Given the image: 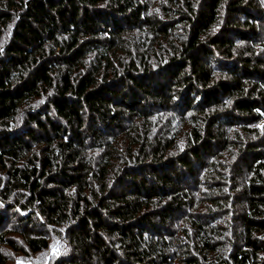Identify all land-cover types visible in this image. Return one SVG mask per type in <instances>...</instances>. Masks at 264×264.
Masks as SVG:
<instances>
[{"label": "trees", "instance_id": "1", "mask_svg": "<svg viewBox=\"0 0 264 264\" xmlns=\"http://www.w3.org/2000/svg\"><path fill=\"white\" fill-rule=\"evenodd\" d=\"M7 247L264 264V0H0Z\"/></svg>", "mask_w": 264, "mask_h": 264}, {"label": "rangeland", "instance_id": "2", "mask_svg": "<svg viewBox=\"0 0 264 264\" xmlns=\"http://www.w3.org/2000/svg\"><path fill=\"white\" fill-rule=\"evenodd\" d=\"M11 236L21 239V237L18 235L12 234ZM4 251L6 252V257H7L6 264H49V255H46L47 253L44 254V256L37 254H30L29 258L32 259H27L21 253L15 252L8 247Z\"/></svg>", "mask_w": 264, "mask_h": 264}]
</instances>
